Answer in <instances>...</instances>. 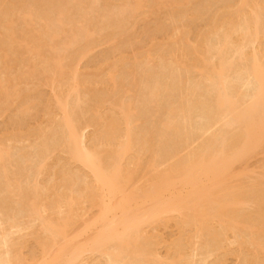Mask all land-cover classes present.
<instances>
[{"label": "rangeland", "instance_id": "374dc122", "mask_svg": "<svg viewBox=\"0 0 264 264\" xmlns=\"http://www.w3.org/2000/svg\"><path fill=\"white\" fill-rule=\"evenodd\" d=\"M81 1L0 0V234L7 230L14 241L7 245L0 242V252L17 251L22 264H39L50 258L54 249L49 248L52 242L44 239L40 220L21 211L10 191L16 195L20 187L26 188L22 193L27 199L35 200L42 216L52 218L63 207L54 203L56 209L51 210L50 202L59 195L67 198L65 201L75 197L72 214L77 224L67 228L68 235L98 212L99 200L93 204L88 190L78 191L85 182L93 183L90 172L69 159L62 142L56 139L42 157L36 155L37 144L58 127L60 101L68 102L87 140L96 129L108 131L95 142L99 152L112 142V118H119L116 125L121 130L123 114H130V126L138 134L133 152L141 160L137 167L126 162L123 173L131 174L127 186L138 191L149 188L155 173L174 165L199 143L159 153L156 127L166 121L170 105L182 99L185 104L198 102L192 82L208 83V73L200 72L203 56L218 66L216 47L225 43V57L234 55L236 63L226 76L237 82L241 93L249 88L246 77L236 70L253 53L264 62V34L247 43L243 39L244 17L253 7L257 9L256 4L264 10V0ZM125 4L132 9L118 15ZM79 22L96 31L90 40H80L63 51L65 32ZM85 43L90 45L82 54ZM59 55L66 56L71 65L65 74L56 63L45 69L48 59ZM155 83L160 84L157 98L150 94ZM199 123L196 114L186 122L193 127ZM217 128L209 129L204 137ZM115 137L116 144L124 141L122 133ZM263 166L264 143L236 163L214 190L215 199L221 202L215 215L203 222L187 220L196 214V208H191L183 213L162 212L144 224L140 243L145 253L133 264H264ZM231 199L233 206L222 205ZM11 216L14 221L9 220ZM7 221L13 225H6ZM204 228L221 233L213 253L203 248ZM105 261V256L87 252L75 264Z\"/></svg>", "mask_w": 264, "mask_h": 264}, {"label": "bare ground", "instance_id": "6f19581e", "mask_svg": "<svg viewBox=\"0 0 264 264\" xmlns=\"http://www.w3.org/2000/svg\"><path fill=\"white\" fill-rule=\"evenodd\" d=\"M132 7L125 4L118 10V15ZM256 7L257 9L253 7L251 14L243 19V39L246 43L255 41L260 34H264V10L259 4H256ZM95 31L96 29L90 30L88 24L77 23L69 33L65 32L66 41L61 45L63 51L75 46L80 40H90ZM85 45L82 54L90 43ZM226 48L225 43L216 47L218 66L208 60L207 56H203L200 72L208 73L209 78L206 77L208 83L205 85L200 81L192 82L193 93L197 92L199 95L198 102L195 104L189 100L185 104L186 100L182 99L179 103L170 105L166 121L156 127L159 153L162 150L171 153L180 147L187 148L195 141H199L198 145L189 149L174 165L155 173L154 182L146 189L136 191L129 188L127 185L131 174L123 173L126 162H131L137 167L141 160V157L133 152V144L138 142V134L130 126V114L121 115L124 121V129L121 130H118L116 125L119 118H112L115 121V125L109 130L112 142L109 143V148L99 152L95 148V142L108 131L96 129L87 140L83 129L80 130L76 124L77 119L73 111L68 109V102H59L62 116L56 124L58 127L50 129L49 136L37 144L36 155L42 157L52 145V141L58 139L62 142L69 159L80 162L91 175L93 183L89 186L88 182H85L78 191L82 194L81 190H88L93 204H96V199L99 200V207L95 216L82 222L81 227L72 235H68L67 228L77 224L72 214V202H75V197L65 201L67 198L59 195L50 202L48 207L51 210L56 209L59 204L63 207L55 218H52L42 216L35 200L27 199V194L22 193L26 188L20 187L16 195L10 191L13 197H16L14 201L21 211L40 220L45 233L44 239L52 242L49 248L54 249L53 255L44 258L39 264H75L87 252L105 256V264H133L141 253H145L140 243L141 227L151 223L158 214L171 211L183 213L196 208V214L193 212V217L187 218L196 222H203L215 215L217 205L221 201L215 199L217 194L214 190L231 174L236 163L244 160L264 143V62L253 53L247 63L236 70L239 71L238 74L246 77L249 88L241 93V90H237V82L226 76L236 64L234 55L232 58L225 57ZM66 59L64 55H59L57 59L50 57L47 67L43 68L55 67L56 63L61 74H65L71 70V65H68ZM158 87L160 84L155 83L150 91L154 98H157ZM2 91L0 85V92ZM5 92L9 95L7 89ZM193 114L200 118V123L194 127L187 126L186 122ZM216 125L218 128L204 137V134ZM118 132L122 133L124 141L116 144L115 136ZM2 157L3 153L0 151V160ZM33 187L36 191L37 186ZM71 191H74L72 187ZM222 205L233 206L234 199ZM14 218L11 216L9 220L14 221ZM9 224L13 225L7 221L6 225ZM204 229L201 230L203 248L213 253L215 246L220 242L221 233ZM9 234L7 230L0 234L2 244L14 243ZM180 243L176 246H180ZM256 243L258 246L262 244L260 239ZM10 250L11 248L6 254L0 252V264H22L18 252ZM252 264L259 263L256 261Z\"/></svg>", "mask_w": 264, "mask_h": 264}]
</instances>
